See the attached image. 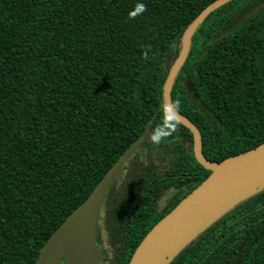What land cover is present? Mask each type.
<instances>
[{
  "label": "trees",
  "instance_id": "1",
  "mask_svg": "<svg viewBox=\"0 0 264 264\" xmlns=\"http://www.w3.org/2000/svg\"><path fill=\"white\" fill-rule=\"evenodd\" d=\"M214 1L0 0V264H34L51 233L140 137L146 144L103 204L112 257L102 264H128L149 230L208 177L184 124L159 146L146 137L161 121L184 33ZM263 1L231 0L212 11L174 79L172 100H181L213 161L264 142V9L236 25ZM137 3L147 11L129 19ZM140 45H151L149 59ZM169 264H264V189Z\"/></svg>",
  "mask_w": 264,
  "mask_h": 264
},
{
  "label": "water",
  "instance_id": "2",
  "mask_svg": "<svg viewBox=\"0 0 264 264\" xmlns=\"http://www.w3.org/2000/svg\"><path fill=\"white\" fill-rule=\"evenodd\" d=\"M231 0H215L186 29L180 52L174 59L163 87V102L172 101L174 79L190 51L192 38L205 18ZM264 9V1L236 25ZM189 92L199 100L191 85ZM182 124L193 133L197 160L211 172L144 236L128 264H169L173 258L209 225L244 199L264 189V142L222 161L208 159L202 150L198 126L180 111ZM181 141L185 143L183 137ZM146 144L145 137L134 141L107 170L89 196L77 206L42 245L34 264H97L102 253L97 243L101 210L112 180L120 175L135 151Z\"/></svg>",
  "mask_w": 264,
  "mask_h": 264
},
{
  "label": "clouds",
  "instance_id": "3",
  "mask_svg": "<svg viewBox=\"0 0 264 264\" xmlns=\"http://www.w3.org/2000/svg\"><path fill=\"white\" fill-rule=\"evenodd\" d=\"M145 11H147V6L143 3H137L134 6V10L129 12V19H134L137 15L143 14ZM140 47L143 49V58L149 59L151 45H140ZM180 107V99L164 103L161 106V121L148 132L146 139L159 146L164 143L168 137L172 136L178 126L182 123Z\"/></svg>",
  "mask_w": 264,
  "mask_h": 264
},
{
  "label": "flooded vegetation",
  "instance_id": "4",
  "mask_svg": "<svg viewBox=\"0 0 264 264\" xmlns=\"http://www.w3.org/2000/svg\"><path fill=\"white\" fill-rule=\"evenodd\" d=\"M102 209H103V207H102ZM102 214H103V212H102V210H101V215H100V219H99V224H100V233H99V238H98V240H97V243H98V245H99V247H100V250H101V253H102V259L100 260V262H98L97 264H102V263H104V262H108L110 259H111V257H112V250H111V246H110V244H109V242H108V238H107V235H106V233H105V231H104V229H103V227H102ZM103 236H105L106 237V241H107V244L109 245V247H110V254H106V252L104 251V249H103V247H102V245H101V243H102V239H103Z\"/></svg>",
  "mask_w": 264,
  "mask_h": 264
},
{
  "label": "rangeland",
  "instance_id": "5",
  "mask_svg": "<svg viewBox=\"0 0 264 264\" xmlns=\"http://www.w3.org/2000/svg\"><path fill=\"white\" fill-rule=\"evenodd\" d=\"M174 193V190L173 189H170V190H167L163 196L160 198L159 200V207H163L167 200L172 196V194ZM104 251L106 252V254H110V247L109 245L107 244V241H106V237L103 236V239H102V243H101Z\"/></svg>",
  "mask_w": 264,
  "mask_h": 264
}]
</instances>
